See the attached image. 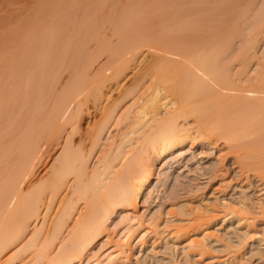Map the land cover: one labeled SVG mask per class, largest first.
<instances>
[{"label": "bare ground", "instance_id": "obj_1", "mask_svg": "<svg viewBox=\"0 0 264 264\" xmlns=\"http://www.w3.org/2000/svg\"><path fill=\"white\" fill-rule=\"evenodd\" d=\"M260 42L264 0H18V52L0 54V264H18L27 251L26 264H127L155 165L196 143H221L264 186ZM142 52L147 60L122 92L131 100L114 122L122 127L101 142L113 101L81 129L88 147L74 146L86 105L106 100L104 88L118 86ZM54 146L48 171L31 182ZM57 198L49 222L36 227ZM243 199L189 207L171 225L160 214L148 222L198 264L217 221L248 227ZM117 212L121 237L91 252Z\"/></svg>", "mask_w": 264, "mask_h": 264}, {"label": "rangeland", "instance_id": "obj_2", "mask_svg": "<svg viewBox=\"0 0 264 264\" xmlns=\"http://www.w3.org/2000/svg\"><path fill=\"white\" fill-rule=\"evenodd\" d=\"M105 30L104 33L107 34L108 31ZM109 36V41L111 39V42H114L115 37L111 34ZM93 46L95 45L89 43L88 48L92 49ZM236 46H238L237 40L234 42V47ZM16 51L18 52V0H0V54ZM146 55L145 52L137 55L135 63L127 70L126 75L121 77L118 86L104 88L106 100L101 99L97 106L91 103L86 105L79 122L80 129L72 137L74 146L82 144L88 147L87 142L79 139L81 129L85 130L87 125L90 126L93 120L98 118L100 107L109 105L113 101L118 103L114 112V121L103 131L101 142L105 143L109 136L114 135L115 131L122 127L121 124L116 125L114 122L131 102L130 96L124 98L122 92L131 86L133 73L145 64ZM261 55H264V45L260 42L256 56ZM100 59L95 64L94 70L104 61L102 60L104 58ZM57 148L58 146L49 147L43 165L39 166L37 176L31 182L37 181L46 174L58 152ZM97 155L96 149L89 159L90 168L96 165ZM58 199L54 200L46 213H44L45 209L41 210L35 222L36 227L43 223V219L44 224L49 222L55 212ZM237 199L244 200L246 213L242 216L248 217L246 220L248 227L237 225L234 219L217 221L210 229L213 236L207 241L208 248L206 253L198 258V264H264V186L250 172L239 168L232 154L228 153L221 143L216 144L214 149L196 143L191 149L188 146L184 147L180 157L172 154L161 164L155 165L150 192L138 200L137 210L144 211L145 216L135 230L139 236L134 240L133 251L129 253L127 264H191L190 260L192 261L194 257L185 256L181 249L182 245L166 242L165 233L153 232L148 218L160 214L158 221H161V225L165 221L171 225L176 218L186 217V215L182 216L180 211L187 214L189 207L201 208L203 204H208L220 209L224 201L237 206ZM79 205L78 202L77 206ZM119 216L117 212L111 217L107 229L102 233L101 239L93 245L91 252L101 253L109 250L113 243L118 241L122 232V226L116 225ZM221 216L219 212L216 215L217 220ZM143 231L145 233L141 237ZM238 240L241 245L236 251L229 253L225 246L237 245ZM16 248L13 246L5 256L12 254ZM30 256L29 251L25 252L18 257V264H26ZM217 260H221V263H217ZM16 261H11L10 264H15Z\"/></svg>", "mask_w": 264, "mask_h": 264}]
</instances>
